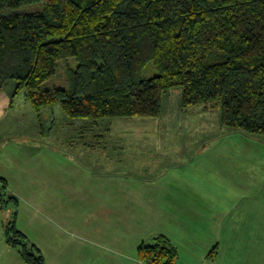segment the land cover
I'll use <instances>...</instances> for the list:
<instances>
[{
	"label": "crops",
	"instance_id": "0c3cea01",
	"mask_svg": "<svg viewBox=\"0 0 264 264\" xmlns=\"http://www.w3.org/2000/svg\"><path fill=\"white\" fill-rule=\"evenodd\" d=\"M165 106L153 123L105 124L102 133L113 137L98 138L94 124V137L79 144L95 151L93 163L108 169L102 172L50 149L44 138L27 145L0 138V178L19 199L17 225L47 264H145L138 248L158 235L177 247L180 264H264V137L224 125L222 109L210 105ZM12 107L0 91V123ZM153 129L155 146L173 147L159 152L172 160L169 171L112 174L116 156L131 163L145 156L150 146L139 133ZM186 129L190 135L177 138ZM0 264L26 262L0 239Z\"/></svg>",
	"mask_w": 264,
	"mask_h": 264
},
{
	"label": "trees",
	"instance_id": "16d2710c",
	"mask_svg": "<svg viewBox=\"0 0 264 264\" xmlns=\"http://www.w3.org/2000/svg\"><path fill=\"white\" fill-rule=\"evenodd\" d=\"M61 60L70 88L44 89ZM151 62L158 75L143 78ZM11 81L12 96L25 91L38 111L59 103L95 121L158 117L165 93L180 86L183 107L220 100L224 125L264 137V0H0V91ZM0 187L17 208L6 179ZM17 214L5 223L7 243L26 264H47ZM138 254L180 264L165 235Z\"/></svg>",
	"mask_w": 264,
	"mask_h": 264
},
{
	"label": "rangeland",
	"instance_id": "374dc122",
	"mask_svg": "<svg viewBox=\"0 0 264 264\" xmlns=\"http://www.w3.org/2000/svg\"><path fill=\"white\" fill-rule=\"evenodd\" d=\"M72 67L76 68L78 63L74 59L69 60ZM158 75V71L154 67L151 62L148 66L143 70L142 77L143 78H151ZM16 88V82L11 81L6 87V91L13 99V107L10 109V113L3 119L0 123V128H2V132L0 131V138L14 141L15 143L21 145H27V140L31 139H42L45 143L50 147V149H54L60 151L62 153L67 154L73 160H80L86 163L93 171L102 172L107 171L106 169L97 167L93 163V156L95 155V151L90 147H87L84 143L79 141L81 139L89 140L94 137L95 134V123H98V138H109L113 136H109V133H102L101 129L104 128V125L113 121L118 122L116 129H125L127 126L131 127L133 124L137 125V122L144 123V120H152L149 122H155L156 117H142L145 119H140L141 121H137V119H131L132 117H105L98 121H95L91 118H72L68 116L61 104L57 103L54 105L46 106L42 108L40 111L36 110L29 99L26 96L25 91L19 93L16 97H13V90ZM44 89H53V88H70V80L68 76V72L66 70V61L61 60L58 62L55 74L49 79L47 82L43 84ZM183 98V90L182 87L177 86L169 89L164 95V104L165 110L169 107L175 105V102L182 101ZM168 105V106H167ZM212 106L214 109V113L221 109L220 100L216 101ZM168 115V113H167ZM165 115V116H167ZM149 118V119H146ZM166 118V117H165ZM124 120V121H122ZM130 120V121H128ZM161 120V119H160ZM160 120L156 122H160ZM164 120V119H163ZM166 120V119H165ZM133 122V123H129ZM32 124V125H31ZM94 125V128H92ZM36 126H38V131ZM92 126V127H91ZM115 126V125H114ZM34 129V131H33ZM149 130V129H148ZM146 130V133L140 132V139L147 140V149H145L146 154L143 157H137L136 161L130 162V158L126 157H118L114 158V166L111 168V173L115 175H124L127 174L133 178L142 177L149 174V177L156 178L162 172L169 171V167L173 165L171 159L162 160L159 156L160 150H162V154H167L172 151V146L165 145L162 149L159 146H155L154 142L157 140L158 136L153 131ZM163 133V132H162ZM162 133H160L162 135ZM184 133V138H187L190 133L189 130H185L184 132H180L177 138H182V134ZM44 134V135H42ZM133 137H137L136 135L131 134ZM161 137V136H160ZM170 137V136H169ZM176 136H174L175 138ZM98 153V150H97ZM153 156V159L156 157V162H153V159L150 157ZM174 159V157H171ZM138 161H142L145 163H138ZM180 163V162H177ZM158 164L157 167L155 165ZM9 190V189H8ZM6 189H2L0 187L1 196L4 198V202L0 203V223H1V233L0 239L2 242H6L5 235V223L12 219L13 213L17 212L19 215L21 206L16 208L12 201H8L9 194L5 193ZM12 194V193H11ZM16 221L18 223V219L16 217ZM18 226V225H17ZM19 228V227H18ZM29 239V238H28ZM29 241H31L29 239ZM32 242V241H31ZM34 243V242H32ZM47 262V261H46Z\"/></svg>",
	"mask_w": 264,
	"mask_h": 264
}]
</instances>
